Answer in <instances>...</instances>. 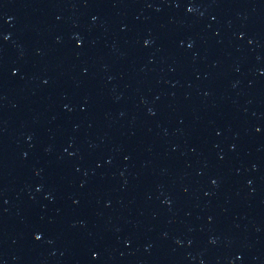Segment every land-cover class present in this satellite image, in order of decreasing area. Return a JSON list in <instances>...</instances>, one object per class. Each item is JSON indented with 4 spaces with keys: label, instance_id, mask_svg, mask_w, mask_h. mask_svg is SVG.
I'll list each match as a JSON object with an SVG mask.
<instances>
[{
    "label": "water",
    "instance_id": "obj_1",
    "mask_svg": "<svg viewBox=\"0 0 264 264\" xmlns=\"http://www.w3.org/2000/svg\"><path fill=\"white\" fill-rule=\"evenodd\" d=\"M238 264H264V239Z\"/></svg>",
    "mask_w": 264,
    "mask_h": 264
}]
</instances>
